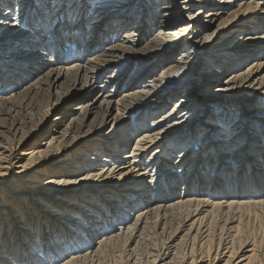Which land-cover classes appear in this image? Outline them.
I'll return each mask as SVG.
<instances>
[{
    "label": "bare ground",
    "instance_id": "6f19581e",
    "mask_svg": "<svg viewBox=\"0 0 264 264\" xmlns=\"http://www.w3.org/2000/svg\"><path fill=\"white\" fill-rule=\"evenodd\" d=\"M134 58L165 64L109 90ZM263 97L264 0H0V185L40 167L34 213L0 188V264H262L207 220L264 207Z\"/></svg>",
    "mask_w": 264,
    "mask_h": 264
},
{
    "label": "rangeland",
    "instance_id": "374dc122",
    "mask_svg": "<svg viewBox=\"0 0 264 264\" xmlns=\"http://www.w3.org/2000/svg\"><path fill=\"white\" fill-rule=\"evenodd\" d=\"M15 15V14H14ZM13 15V16H14ZM183 43H180L177 47H175L174 48V51L175 50H177V49H179L180 48V46L182 45ZM13 48H16V50H13L11 53L12 54H16L17 55V53H19V51L21 52V49H20V47L19 46H17V47H13ZM173 50V49H172ZM171 50V51H172ZM136 58H134V59H131L128 63L130 64V66H135V67H138V66H140V67H142V66H144V65H141V64H137V65H135V62H136V60H135ZM160 60H161V57H160ZM164 62L162 63V62H160V65H158L157 66V63H148V64H146V66H144L145 67V70H147L146 72H144L145 74L143 75V76H141L142 78H136L137 77V75L135 74V73H133L134 72V70H129V68H126V73L124 74V76H123V80L122 81H120V82H117V81H115V80H112L111 82H109V84H108V89L110 90V89H116L117 91H119V90H121V88L124 86V84L125 83H127L129 80H130V78L132 77H134L135 78V80H138V81H140V80H142V79H144V78H146L147 76V73L148 72H151L152 70H154L155 72H156V74H158L160 71H161V69L163 68V66H164ZM161 66H162V68H161ZM161 68V69H160ZM193 81V80H192ZM204 82V81H203ZM201 83L200 84V86H198V87H201V88H198V91H200L198 94V96H196V100H198L200 103H203V101H204V99H205V97H204V91L205 90H203V85H204V83ZM103 83H105V78L104 77H102L101 79H99L98 80V84H103ZM146 82H142V84H145ZM191 84V82H188V83H184V84H182L181 86H182V88H180V89H178L179 90V93H181V91H183V89L184 88H187L189 85ZM107 85V84H106ZM123 92H120V95L122 94ZM180 97V96H179ZM178 97V98H179ZM36 98H39V97H37L36 96ZM42 98H44V97H41V99L39 100V104H41L40 102L41 101H43V99ZM257 99H259V98H254V99H252V100H250L249 102L250 103H252L253 105H255V104H257L259 101L257 100ZM263 101H264V97H263ZM219 105H222V106H224L225 104H219ZM169 109H167V108H165L164 110H162L157 116H155V117H158L159 115H162V114H164L166 111H168ZM61 111H63V107H60L59 108V110H58V113L59 112H61ZM74 112V111H73ZM55 115H57V112L55 113V112H52L51 113V115H50V117H49V119L47 120V127L51 124L50 122H51V119L55 116ZM45 115H42V117L40 116V118H45L44 117ZM154 118V117H153ZM203 124V123H202ZM199 135V134H198ZM197 138V137H196ZM35 140V139H34ZM39 140H41V139H39ZM41 142V141H40ZM29 144L28 145H25V146H22L20 149H26L27 147H30V145L33 143V139H31V141L30 142H28ZM247 143H249V142H247ZM15 152H14V156H13V158H15V160H16V155L18 156L19 155V149H16V150H14ZM248 154H246V156H247ZM244 158V157H243ZM15 160H12V162L13 161H15ZM245 161H246V159H245ZM16 165V164H15ZM194 164H192V166H193ZM206 165H207V163H205V164H202V166H201V169L202 170H204V171H202L203 173H206L207 174V181L209 182L210 180H214L217 176H219V174H223V172H222V169L224 168V167H216V164H214V163H212V164H210V166L208 167V171H205L206 170ZM49 166V165H48ZM228 167H229V165H228ZM192 168V167H191ZM40 170V167H36L34 170H33V172L32 173H30V174H28V175H26V176H24V178H21L18 182H17V186H13L14 187V189H12V188H6V185L5 184H2V185H0V188H3V187H5L6 188V193H5V196L8 198L7 200L10 202L11 201V198L12 197H23V198H26V200L28 199L29 201H28V207H30V209H31V212H35L34 210V208H33V201H32V199L33 198H38L39 196H38V194L37 195H34V194H31V193H16L17 191H16V188L18 189V187H23L24 189H26L27 187H29L31 184L27 181V180H34V181H36L37 179V176L35 177V172H37V171H39ZM176 170V169H175ZM185 171H183V172H185L186 174H185V177H184V179L183 180H179V183H178V185H176V189H178V192L177 193H179V190H182V188H183V186H184V183L185 182H187L189 185L192 183V181L193 180H190V181H188V177H189V175L191 174V173H189V172H191V169L190 168H187L186 167V169H184ZM214 172H216L215 174H214ZM194 174H191L190 176L192 177ZM11 178H13V177H11ZM45 178H47V177H45ZM198 184V180L196 179L193 183H192V185L194 186H196L197 184ZM221 183V182H220ZM219 186V185H218ZM187 187V186H186ZM218 189L217 190H219V189H221L222 187L221 186H219V187H217ZM226 188H228L229 189V187H226ZM188 189H189V187H188ZM204 190H205V192L206 193H208L209 195L212 193V192H210L209 191V185H207L206 184V186H205V188H204ZM231 190H233V189H231ZM152 191H154V190H150V192H152ZM41 196V195H40ZM43 196V195H42ZM248 200H250V198L248 197V198H246V201H248ZM46 203H48L47 201H45ZM30 204V205H29ZM252 206H254V205H251V207L250 206H245V208L244 207H242L241 209H240V211H238V213L236 212H230V213H226L225 211H215L214 213H213V216L212 217H210L209 218V220H207L208 221V224H209V226H210V229H211V232H212V234H215L216 236H218L220 233L225 237V236H230V237H232V238H235V241H236V245H238L237 243H239V244H241V242H244L245 240H249V241H253V242H255V245H256V247H257V251L259 252V255H260V257H261V261H262V264H263V262H264V207H260V206H254V207H252ZM248 207V208H247ZM257 207H259V208H257ZM244 208V209H243ZM256 208V209H255ZM41 211H43V210H41ZM41 211L40 212H38V213H40L41 214ZM44 213H42L41 215L42 216H45V215H43ZM46 215H47V213H46ZM11 216V215H10ZM16 215H13L12 217H15ZM173 218V217H172ZM48 219V218H47ZM233 221V220H235V221H237V222H235L233 225H234V227H235V231L234 232H231L230 230L228 231V229H229V227L231 226L230 224H229V226H228V222L227 223H224V222H226V221ZM17 220H15L14 222H16ZM211 221V222H210ZM24 222H26V223H29V222H31V217L29 218L28 217V219L26 220V221H24ZM36 223H37V221H36ZM46 223H47V221H46ZM38 224V223H37ZM227 225V226H226ZM236 225V226H235ZM19 226H21V225H19ZM238 233V234H237ZM225 234H227V235H225ZM232 234V235H231ZM248 238V239H247ZM216 240V241H215ZM215 240H213V241H211V243L212 244H210L211 246L212 245H214V246H212V247H215L216 245V243H217V240H218V238H216ZM242 240V241H241ZM124 244V245H123ZM123 246H125V243L124 242H122L118 247L117 246H115V247H112V248H110L109 250H107L106 251V253L104 254L105 256H103V258H104V264H114L115 262H116V264H125V257L124 256H126V248L124 249L123 248ZM121 250H123V251H121ZM118 251V252H117ZM121 251V252H120ZM114 254V255H113ZM120 254H122V255H120ZM111 255V256H110ZM121 256V257H120ZM117 257V258H116ZM118 258H119V260H118ZM117 259V260H116ZM118 261V262H117ZM114 262V263H113Z\"/></svg>",
    "mask_w": 264,
    "mask_h": 264
}]
</instances>
